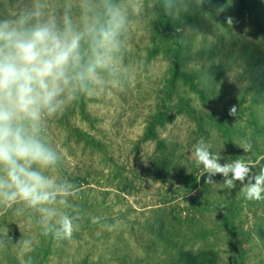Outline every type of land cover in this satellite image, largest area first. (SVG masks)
Masks as SVG:
<instances>
[{
	"label": "rangeland",
	"instance_id": "374dc122",
	"mask_svg": "<svg viewBox=\"0 0 264 264\" xmlns=\"http://www.w3.org/2000/svg\"><path fill=\"white\" fill-rule=\"evenodd\" d=\"M245 2L191 0L173 19L143 0L126 45L128 83L47 122L63 156L53 175L81 190L69 198L83 216L79 230L56 241L35 213L0 206V236L8 229L13 238L0 247V264L29 256L31 264H264V200L245 199L239 182L223 187L219 174L205 184L193 155L203 138L221 163L264 168V0ZM20 238L32 241L24 255Z\"/></svg>",
	"mask_w": 264,
	"mask_h": 264
},
{
	"label": "clouds",
	"instance_id": "9594fccd",
	"mask_svg": "<svg viewBox=\"0 0 264 264\" xmlns=\"http://www.w3.org/2000/svg\"><path fill=\"white\" fill-rule=\"evenodd\" d=\"M191 0H155L173 19L189 10ZM205 0H195L197 6ZM0 10V206L23 215H37L44 236L71 240L83 216L80 189L67 178L53 175L61 167L62 153L47 134V122L72 103L109 89H123L130 79L124 63L132 17L143 13V0H6ZM11 11H8V9ZM228 25L232 17H226ZM177 31H180L178 28ZM237 107L231 106L230 116ZM201 138L194 147L197 166L207 173L205 184L221 175L223 187L239 182L245 199L264 200V168L254 173L249 162L221 163L219 155ZM252 148L249 143L244 151ZM70 210V211H69ZM111 231L116 225L101 223ZM119 221H117V224ZM13 238L5 229L0 247ZM20 254L32 250L30 239L15 242ZM24 264H31L29 256Z\"/></svg>",
	"mask_w": 264,
	"mask_h": 264
},
{
	"label": "trees",
	"instance_id": "16d2710c",
	"mask_svg": "<svg viewBox=\"0 0 264 264\" xmlns=\"http://www.w3.org/2000/svg\"><path fill=\"white\" fill-rule=\"evenodd\" d=\"M237 1H238L239 4L242 5L245 9L247 8L245 0H237ZM179 68H180V67L177 65V66H176V74L179 73Z\"/></svg>",
	"mask_w": 264,
	"mask_h": 264
}]
</instances>
